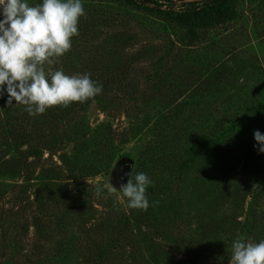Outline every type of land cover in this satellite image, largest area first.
<instances>
[{"label": "rangeland", "instance_id": "rangeland-1", "mask_svg": "<svg viewBox=\"0 0 264 264\" xmlns=\"http://www.w3.org/2000/svg\"><path fill=\"white\" fill-rule=\"evenodd\" d=\"M27 2L34 6L43 0ZM81 2L86 16L78 22L79 35L46 72L111 71L121 79L63 122L67 133L77 129V158L73 140L65 138L50 155L44 148L32 164L25 197L51 177L55 218L45 215L46 205L45 212L28 202L25 209H11V193L22 181L15 162L27 145L0 141V264H94L90 247L107 239L111 245L101 264H178L191 255L181 242L189 232L225 248L239 236L264 240V152L252 137L214 145L204 153L206 166H212L208 177L196 179L204 170L196 162L173 189L151 198L149 208L158 218L154 223L164 226L163 235L153 230L147 243L139 235L133 243H113L121 216L132 209L120 185L134 178L149 153L177 135L179 142L200 139L206 128L211 135V119L239 124L250 117L264 89V28L254 16L264 12V0H239L237 20L189 42L154 15L114 5L102 21L96 11L100 1ZM92 15L99 21L87 33ZM238 30L248 34L246 40H232ZM127 162L129 173L122 176ZM35 235L40 245L34 249ZM230 260L231 253L222 264Z\"/></svg>", "mask_w": 264, "mask_h": 264}, {"label": "trees", "instance_id": "trees-1", "mask_svg": "<svg viewBox=\"0 0 264 264\" xmlns=\"http://www.w3.org/2000/svg\"><path fill=\"white\" fill-rule=\"evenodd\" d=\"M98 1L101 3L98 10H96L100 18L99 20L104 21V17L110 11V7L123 5L154 15L164 26L178 31L180 39L187 42L198 39L207 29H211L219 24L222 26L225 23L237 20L241 16L239 0ZM254 16L255 22L261 23L260 27L264 28V12L262 15L257 16L255 14ZM99 20H97L96 16H91L89 23L91 27L88 26L87 33L91 28L95 27V21ZM252 32L257 34L254 27L252 28ZM262 32L264 33V31ZM247 35V33L244 35L241 30L231 33L232 40H235V37H238L239 40H246ZM85 73H90L92 80L103 85L102 95L111 91L114 81H120L121 79L118 74L114 75L111 71L104 73L86 71L83 74ZM7 98L6 92L3 96H0V110L2 111L0 113V141L6 144L25 143L27 145L25 149L19 151V155L16 158L17 161L15 163L17 168H14L22 176V181L15 186L11 193V209L13 207L16 211L25 209L28 202L35 205L36 208L39 206L45 212L43 206L46 205V211L49 213L45 212V215L48 214L49 217L54 216L55 218L54 209L56 208V204L51 199L55 193L54 180L51 177L43 180V183H40V186L34 190L32 196L26 195L25 197V193L29 189V180H31L29 172L32 171V164L42 158L44 148L49 151L50 155L52 147H56L57 149L58 145L65 138L73 140L72 155L77 158L76 156L79 153L77 129L75 128L72 130L73 132L67 133L63 127L66 122H63L72 113L77 112L79 107L85 102H72L67 107L56 105L46 109L43 114L31 116L24 110L23 105H18L15 101H13L12 105L8 106ZM207 125H210L213 130L211 135H208L206 128V131L200 133L199 136L201 138L197 140L193 139V137H188L187 139L183 137V141L179 142L175 137L180 135L174 136V138L166 141L164 145H160L157 151L155 149V153H149L144 162H140V169L137 173L143 172L153 181V184L146 189L149 203L156 193L161 194L173 189L178 181L184 179L190 173L196 162L203 164L204 167V170L200 172L202 176L197 174L196 179L208 177L209 168L212 166L209 163L206 166L204 153L210 150V148L214 149V145L252 138L256 130L264 134V89L259 91V98H257L249 118L242 119L239 124L226 120L216 121L211 119ZM82 153L83 151H80V155ZM60 158L63 160L62 155H60ZM45 177L49 176L45 175ZM157 220V216L152 213V209L150 208L146 211L131 209L128 214L121 216V236H116L113 239V243L116 244L121 239L126 240L127 243H133V240L135 241L138 235L142 240L144 239V243H147L150 241L149 238H151L153 230V232L157 234L161 232L160 234L163 235L162 229L164 230L165 228L164 226L161 227L162 224H155L154 222ZM143 226H148V229H143ZM261 230L262 232L264 231V229ZM181 237L183 238L181 242L190 250L191 255L185 261H179L178 264H201L202 262L222 264L230 256L231 248H225L217 243H212L208 239H204L202 243L198 240L199 237H196L195 233L189 232L181 235ZM37 238V235H35L34 249L40 245ZM91 242L93 243V240ZM109 245H111V242L107 239L104 244L99 241L95 245V248L90 247V249L95 251L89 255L91 262L101 264L103 255L109 251Z\"/></svg>", "mask_w": 264, "mask_h": 264}, {"label": "clouds", "instance_id": "clouds-1", "mask_svg": "<svg viewBox=\"0 0 264 264\" xmlns=\"http://www.w3.org/2000/svg\"><path fill=\"white\" fill-rule=\"evenodd\" d=\"M0 15V96L7 93L8 106L15 101L36 116L53 106L86 102L102 93L103 85L92 80L90 73L46 72L71 49L72 37L79 35L78 22L86 16L81 0H43L34 6L27 0H0ZM254 137L258 152H264V134L256 130ZM152 184L143 172L121 183L128 207L146 211V189ZM96 191L99 195L101 189ZM230 264H264V240L253 243L237 237L231 244Z\"/></svg>", "mask_w": 264, "mask_h": 264}, {"label": "water", "instance_id": "water-1", "mask_svg": "<svg viewBox=\"0 0 264 264\" xmlns=\"http://www.w3.org/2000/svg\"><path fill=\"white\" fill-rule=\"evenodd\" d=\"M129 169H130V163H124L122 166H121V169H120V174L122 176H126L128 175L129 173Z\"/></svg>", "mask_w": 264, "mask_h": 264}]
</instances>
